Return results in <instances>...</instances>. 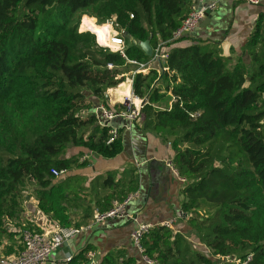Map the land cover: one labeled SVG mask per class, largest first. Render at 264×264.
Instances as JSON below:
<instances>
[{
	"label": "trees",
	"instance_id": "obj_1",
	"mask_svg": "<svg viewBox=\"0 0 264 264\" xmlns=\"http://www.w3.org/2000/svg\"><path fill=\"white\" fill-rule=\"evenodd\" d=\"M190 10L189 0H0L2 252L7 255L15 245L5 251V239L17 234L9 222L33 229L22 215L26 183L38 186L41 212L66 226H81L97 210L110 209L114 199L123 201L138 191L134 167L119 178L117 171H109L98 179H104L101 192L110 193L93 208L76 203L70 193L76 186L83 189L82 178L58 180L52 169L87 164L81 153L65 157L69 146L105 158L123 151L124 128L108 143L113 126L86 114L101 101L84 109L85 92L114 108L106 104L107 90L124 80L117 78L121 71L139 66L128 59L139 64L152 60L143 48L148 41L153 49L164 43L169 53L163 79L167 89L173 82L175 100L171 109L160 107L166 94L155 89L142 111L144 126L175 151L172 163L186 180L182 211L201 248L175 228L159 224L143 239L146 254L156 264H237L226 257L245 261L250 255L247 264H264V13L246 43L250 64L239 57L230 68L219 41L195 39L181 47L177 43L186 37L172 40ZM93 17L99 24L113 20L125 31L127 58L100 46L92 32L80 31L83 18L82 29L86 25L108 41L111 27L95 24ZM152 74L134 76L137 95L149 92L157 78ZM74 206H81L84 216L72 225ZM91 248L67 264H79ZM103 263L137 264L122 250L107 253Z\"/></svg>",
	"mask_w": 264,
	"mask_h": 264
},
{
	"label": "crops",
	"instance_id": "obj_2",
	"mask_svg": "<svg viewBox=\"0 0 264 264\" xmlns=\"http://www.w3.org/2000/svg\"><path fill=\"white\" fill-rule=\"evenodd\" d=\"M211 2H217L216 11L209 13V16L204 19L205 22H201L195 33L179 41L177 45L186 47L192 44L195 39L219 41L222 54L229 58L230 68L236 64L239 57H242L246 64H250V56L245 51V47L255 29L257 19L260 14L264 13V4L255 6L248 4L245 0H189L190 7L193 4L202 5ZM203 23L206 25L203 26ZM158 66H160L159 63L153 64V67ZM131 71H123V73L129 74ZM172 83L169 80V89H167L163 75L156 80L157 88L160 89L161 94H166L165 99L168 100L166 106L162 103L164 99L159 103L162 108L172 106ZM123 87L110 88L111 90L107 91L109 98H106V104L118 109L125 92ZM101 103L103 102L101 101ZM130 130V133L126 129L124 130L123 151L112 158L94 154L83 147H68L65 157L81 153V160H86L87 164L79 168L75 167L69 170L66 175L56 177V179L63 180L68 176L82 178L83 189L76 186L70 190V193L76 203L89 204L94 208L98 199L110 193V189L101 192L104 179H98V177H104L109 171H117V178H119L125 169L134 167L140 176V186L139 196L129 204L131 213L137 214L139 220L153 224L174 219L176 221L175 231L186 235L192 243H195L196 248H201L199 240L191 233V227L182 211V203L185 200L183 193L185 182L179 179V173L177 176L168 164L172 162L175 155L171 143L151 129L145 128L143 118L134 123ZM38 202L37 197L36 199L31 197L26 199L25 207L23 205V218L26 222H31L32 228L42 230L44 225L55 221L63 224L60 220L44 215ZM70 214L73 218L72 225H74L76 221L82 220L84 209L81 206H74L70 209ZM85 220L89 223L92 218L89 220L85 218ZM85 224L82 223V225ZM134 226L135 223L130 219L120 222L107 220L105 223L96 225L91 232L77 235L64 243L51 255L47 264H67L68 256H77L88 245L97 251V259L102 263L104 256L110 251L122 250L137 264H143L141 255L133 247L131 240ZM7 245H11V243L7 242ZM19 245H23L22 241ZM19 245L15 244L12 252L7 255L0 249V254L7 257L16 255L21 251L18 249ZM85 261L86 256L84 260L79 261V264L85 263Z\"/></svg>",
	"mask_w": 264,
	"mask_h": 264
},
{
	"label": "built area",
	"instance_id": "obj_3",
	"mask_svg": "<svg viewBox=\"0 0 264 264\" xmlns=\"http://www.w3.org/2000/svg\"><path fill=\"white\" fill-rule=\"evenodd\" d=\"M245 2L255 6L264 4V0H245ZM217 6V2H211L202 5L193 4L191 6L189 15L182 22L181 26L174 32L172 40L176 41L193 35V33H195L201 22L208 16V14L216 11ZM83 18L80 25V27L82 28L84 26ZM93 19L94 23L97 25H109L111 27V34L107 38L108 41H104L98 33L89 30L86 25L84 29H82V31L85 30L92 32L94 35H96L97 42L100 46L109 48L110 50L115 52H119L127 58L125 54V31L123 29H120L113 20H108L104 24H99L94 17ZM163 46L164 43H159L156 49H153V58L146 64H139L136 60L128 59L130 63L136 65L138 64L139 66L135 70L131 71L128 74L129 76L123 72L117 75L118 79L125 76L128 77L126 78L127 86L130 88L129 94H126V91L124 92L123 97L120 100L118 109L110 108L104 103H101L94 109V111H90L89 113L86 112V114L95 115L99 123L102 125H110V122L117 117H122L126 121H129V129L132 128L134 123L139 122L142 119L143 108L146 104L149 103L150 97L153 95L155 89H158L156 86V80L163 75L164 71L167 70V68L165 67V63L169 58V53ZM154 63H159V68L153 67ZM146 66L148 67L147 72L144 70ZM108 67L114 68L115 65L113 63H109ZM154 71L157 73V78L152 83L149 92L145 96L137 95L133 90L134 76L137 73H141L143 77H146L151 75ZM124 84L125 80L120 82L116 87H112V89L123 87ZM172 98L174 101L175 96L173 95ZM171 108L172 106L168 109ZM100 113L102 114V117L107 120L106 122L100 120ZM192 116H195V114H192ZM110 133L112 134V137L108 140V143H111L118 136V128L113 126ZM168 164L176 173V175L179 176L172 162H169ZM67 172V169H52V173L55 177H62L66 175ZM179 179L184 182L186 181L181 176H179ZM138 196L139 191L130 193L123 201H114L113 206L110 209L106 211H97L94 214L92 220L85 225L66 226L61 224L59 221H55L54 223H47L46 225H44L42 230H38L35 228L31 229L23 226V230L21 232L23 249L18 254L12 255L10 257L0 254V264H47L51 255L73 237L91 232L96 225L105 223L107 220L124 217H126V219L133 220V222L135 223V226L131 232V240L134 248L141 255L143 264H156L157 261L146 254V249L143 245V239L156 225L160 224L169 228H174L176 221L172 219L163 221L158 224H153L139 220L137 214L128 212L129 204ZM218 258L222 257L218 256ZM252 258V255H250L245 261H242L241 259H231L229 256L226 257L227 260L235 262L237 264H247L248 261L252 260ZM86 259L87 261L85 263L80 264H105L98 261L97 251L93 249L87 251ZM72 260V256H68L66 258L67 263L71 262Z\"/></svg>",
	"mask_w": 264,
	"mask_h": 264
},
{
	"label": "rangeland",
	"instance_id": "obj_4",
	"mask_svg": "<svg viewBox=\"0 0 264 264\" xmlns=\"http://www.w3.org/2000/svg\"><path fill=\"white\" fill-rule=\"evenodd\" d=\"M206 4H208V3H206ZM80 31H82V27H80ZM83 31H85V30H83ZM124 71H127V70H124ZM121 72H123V71H121ZM126 74L128 75V73L126 72ZM129 76V75H128ZM124 78V80H125V87L127 86V79L126 78H128V77H123ZM116 87V86H115ZM125 87H123V88H125ZM108 91V90H107ZM85 94H86V99H87V101H86V107L84 108V109H87V107H91L92 105H94V103H96L97 101H102L103 99L102 98H98V97H96L92 92H90V91H87V92H85ZM167 99H164L163 101H162V103L164 104V106H166V104H167ZM100 120H103V122H106L107 120L104 118V117H102V114L100 113ZM129 124H130V122L129 121H126L125 119H123L122 117H117L116 119H114V120H112L111 122H110V125L111 126H114V127H117V128H124V130L126 129L129 133L131 132V130L129 129ZM70 147V146H69ZM36 187H38L36 184H34L33 182H32V184H28V183H26V185H25V188H24V195L26 196V199H30L31 197H33L34 199H36ZM133 202V201H132ZM131 202V203H132ZM23 205H24V207H25V205H26V200L23 202ZM27 207V206H26ZM128 212H132L131 210H130V206L128 207ZM126 219V217H124V218H114V219H111V220H114V221H118V222H120V221H124ZM27 220V219H26ZM26 222V221H25ZM19 222H9L8 223V225H9V229L11 230V231H13V232H16L17 234H16V236L15 237H11V238H9V239H5V241L3 242V245H6L5 247V251L7 250V242H9V243H15L16 245L18 244H20V241H22V239H21V232H22V230H23V226L21 225V223H19ZM34 223V222H33ZM34 225V224H33ZM5 243V244H4ZM193 245L194 246H196L195 245V243H193ZM134 247V246H133Z\"/></svg>",
	"mask_w": 264,
	"mask_h": 264
},
{
	"label": "water",
	"instance_id": "obj_5",
	"mask_svg": "<svg viewBox=\"0 0 264 264\" xmlns=\"http://www.w3.org/2000/svg\"><path fill=\"white\" fill-rule=\"evenodd\" d=\"M208 16H209V14H208ZM202 22H205L204 20L202 21ZM206 24L205 23H203V26H205ZM143 48L146 50V52H147V54L148 55H152V53H153V48L150 46V44H149V42L147 41V42H145V43H143ZM107 98H109V96L107 95Z\"/></svg>",
	"mask_w": 264,
	"mask_h": 264
},
{
	"label": "bare ground",
	"instance_id": "obj_6",
	"mask_svg": "<svg viewBox=\"0 0 264 264\" xmlns=\"http://www.w3.org/2000/svg\"><path fill=\"white\" fill-rule=\"evenodd\" d=\"M144 70L147 72L148 71V67L146 66L144 68ZM124 91H126V94H129L130 93V88L128 86L125 87Z\"/></svg>",
	"mask_w": 264,
	"mask_h": 264
}]
</instances>
